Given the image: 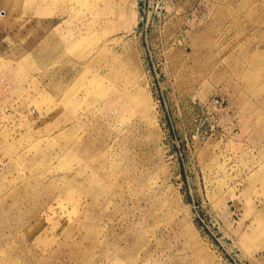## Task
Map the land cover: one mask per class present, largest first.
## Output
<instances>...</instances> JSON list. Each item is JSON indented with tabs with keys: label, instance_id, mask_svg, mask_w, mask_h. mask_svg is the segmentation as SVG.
Wrapping results in <instances>:
<instances>
[{
	"label": "rangeland",
	"instance_id": "374dc122",
	"mask_svg": "<svg viewBox=\"0 0 264 264\" xmlns=\"http://www.w3.org/2000/svg\"><path fill=\"white\" fill-rule=\"evenodd\" d=\"M92 3L0 0V264H264V0Z\"/></svg>",
	"mask_w": 264,
	"mask_h": 264
},
{
	"label": "bare ground",
	"instance_id": "6f19581e",
	"mask_svg": "<svg viewBox=\"0 0 264 264\" xmlns=\"http://www.w3.org/2000/svg\"><path fill=\"white\" fill-rule=\"evenodd\" d=\"M91 1H96V3L91 4V8H93L95 5L97 8H99L97 4H101L103 7V9H101L102 12L104 14L105 12L109 14L108 15L109 18L106 19V22L110 23L109 26L112 24V22L122 21L124 23L123 29L127 30V32L130 31L132 27L131 24L133 22L131 18L132 10L126 7V0H91ZM112 25L114 26V24ZM112 43L119 45L120 40L115 38L112 40ZM108 52L111 53L110 50ZM109 53H107V51L102 50L99 53L98 57L100 60L104 61V65H106V67L110 71H112L113 74V76L111 77L112 80L110 79L111 86L107 88L103 85L102 82L94 81V85L97 88L95 92L96 96L97 95L101 96L106 101L107 105L110 104L112 107L115 106L117 111L121 113L122 117L123 115L130 114V115H138L141 118V120L148 119L149 109L144 104V102L141 101V98H139L138 93L137 92L133 93V89H132L133 86L129 87L127 85L126 87L121 89V86L129 84V82L127 81V76L128 73L130 75L131 72L128 65H126L122 60H120V55L112 52L111 56L109 57L108 55ZM13 75L15 77V73ZM121 80L124 83H122ZM262 118L264 120V113L262 114L260 119ZM81 148L83 147L78 146L76 149L80 150ZM123 242L124 244L122 243L117 245L118 255L115 254L112 259L114 263H119L122 259L124 260V250H126L125 248H128L130 243L128 241V238H125Z\"/></svg>",
	"mask_w": 264,
	"mask_h": 264
},
{
	"label": "crops",
	"instance_id": "0c3cea01",
	"mask_svg": "<svg viewBox=\"0 0 264 264\" xmlns=\"http://www.w3.org/2000/svg\"><path fill=\"white\" fill-rule=\"evenodd\" d=\"M7 18V17H6Z\"/></svg>",
	"mask_w": 264,
	"mask_h": 264
}]
</instances>
